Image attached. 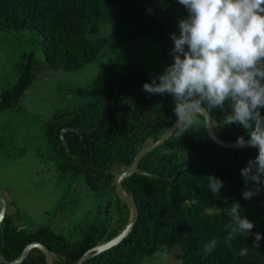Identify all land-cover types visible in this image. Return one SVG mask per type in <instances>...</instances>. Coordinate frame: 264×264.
I'll return each instance as SVG.
<instances>
[{"label": "trees", "instance_id": "trees-1", "mask_svg": "<svg viewBox=\"0 0 264 264\" xmlns=\"http://www.w3.org/2000/svg\"><path fill=\"white\" fill-rule=\"evenodd\" d=\"M186 16L177 0H0V32L40 34L46 63L52 69L72 71L94 62L108 43L99 37L102 26L112 27L116 37L128 31L118 42L147 38L169 47L160 64L124 78L107 98L55 116L46 134L63 173L83 175L93 191L111 187L115 191L113 173L127 170L141 149L157 142L176 123L173 98L146 93L143 85L174 62L169 54L174 47L170 34L179 36L178 21ZM25 60L15 86L1 95L0 113L15 107L33 83L37 63L33 55ZM261 111L264 115V109ZM208 112L222 141L248 138L238 124L221 126L223 113L219 110ZM257 154L252 147L232 150L215 144L199 114L192 129L177 131L142 159L139 172L156 177L136 173L124 181V191L139 211L137 224L121 245L85 264H139L163 246L176 247L182 254L181 264H264V239L259 248L253 246L254 235H238L231 248L222 242L227 235V208L233 200L255 224L252 232L264 236V189L251 200L242 197L245 181L241 169ZM189 157L190 168L174 181L166 180L186 167ZM212 174L224 182L219 195L204 180ZM117 199L118 219L127 224L129 210ZM9 216L7 212L0 226V253L10 262L29 244L38 242L50 250L54 264H76L89 250L121 232L94 226L81 242L71 244L48 228L28 234L12 225ZM213 238L221 243L211 253L205 252ZM241 248L248 249L246 256L239 255ZM22 264L46 262L42 252L34 249Z\"/></svg>", "mask_w": 264, "mask_h": 264}, {"label": "rangeland", "instance_id": "rangeland-1", "mask_svg": "<svg viewBox=\"0 0 264 264\" xmlns=\"http://www.w3.org/2000/svg\"><path fill=\"white\" fill-rule=\"evenodd\" d=\"M102 26L99 37L108 43L98 58L78 70L48 67L43 38L37 32H0V98L18 81L25 57L37 65L33 83L21 101L0 113V197L10 223L28 234L48 228L68 243L81 242L94 226L116 233L127 224L118 215L116 191H93L83 175L62 172L48 141L46 128L59 113L107 98L124 78L160 64L169 47L147 38L121 41ZM128 211V220L130 219ZM119 234L113 235L115 238ZM162 255L139 264H181L176 247H161Z\"/></svg>", "mask_w": 264, "mask_h": 264}, {"label": "clouds", "instance_id": "clouds-1", "mask_svg": "<svg viewBox=\"0 0 264 264\" xmlns=\"http://www.w3.org/2000/svg\"><path fill=\"white\" fill-rule=\"evenodd\" d=\"M187 16L178 21L179 36L170 34L173 63L143 85L153 95H170L174 101L175 127L185 133L199 122V114L219 110L221 126L238 124L247 132L236 140L239 146L256 148L258 154L241 169L245 181L242 197L251 200L264 189V0H177ZM151 11V9H149ZM209 190L219 195L224 187L215 174L204 178ZM227 203V199H225ZM233 200L228 207L229 248L238 235H254L255 247L264 239L253 233L255 224ZM219 238L205 245L211 253ZM248 254L241 248L240 256ZM162 254L157 251L153 258Z\"/></svg>", "mask_w": 264, "mask_h": 264}, {"label": "water", "instance_id": "water-1", "mask_svg": "<svg viewBox=\"0 0 264 264\" xmlns=\"http://www.w3.org/2000/svg\"><path fill=\"white\" fill-rule=\"evenodd\" d=\"M200 114H202L205 118L206 129H207V132H208L210 139L215 144H217L218 146L225 148V149H232V150L250 147V146H243V147L239 146L236 144V142L229 143V142L222 141L215 134V131L213 128V123H212V117L209 114V112L207 111L206 113H200ZM177 131H178V129H176L175 124H174L161 137V139H159L154 144H151V145L141 149V151H139V153L137 154L134 163L127 170H125L124 172H121V173L118 171H115L113 173L114 185L116 187L115 191H116L117 197L121 201H123L124 204L127 206L128 210L131 214L130 219H129L126 227L119 233V235H117L115 238L111 239L110 241L103 243V244H100V245L94 247L93 249L89 250L76 264H85L87 261L92 260V259L96 258L97 256L114 249L115 247H118L133 232L135 225L137 224V221L139 218V211H138L136 202L130 196H128L127 193L124 191L123 183L125 180H127L128 178H130L131 176H133L136 173H139L141 175H145L147 177H156L155 175H152V174H149V173H146L143 171L139 172L140 162L142 161V159L146 155H148L149 153L153 152L154 150L160 148L167 141H169ZM190 166H191V158L189 157V161H188L186 167H184L177 174H175L174 176H172L171 178L166 179V180H168L170 182L174 181L178 177L179 174L187 171L190 168ZM6 214H7V204H6L5 200L2 197H0V226L4 223L5 218H6ZM34 249H38L42 252V254L45 257L46 264H54V262H53L54 256L52 255L50 250L46 246H44L43 244L38 243V242L29 244L23 250L21 255L16 260H14L12 262L7 261L0 253V264H22L26 260V258L30 254V252L33 251Z\"/></svg>", "mask_w": 264, "mask_h": 264}]
</instances>
